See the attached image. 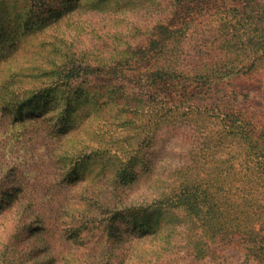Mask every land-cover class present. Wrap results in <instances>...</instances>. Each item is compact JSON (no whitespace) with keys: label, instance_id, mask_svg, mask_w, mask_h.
Listing matches in <instances>:
<instances>
[{"label":"rangeland","instance_id":"rangeland-1","mask_svg":"<svg viewBox=\"0 0 264 264\" xmlns=\"http://www.w3.org/2000/svg\"><path fill=\"white\" fill-rule=\"evenodd\" d=\"M53 1L54 6L50 9L39 0H0V197L7 193L12 196L14 204L6 208L9 211L0 209V249L5 243L13 249L12 253H0V264L39 262L43 255L38 239L45 232L37 231L32 219L37 213H43L46 221H50L55 216L52 211L63 209L61 207L66 200L67 212L61 210L59 220L62 229L71 230L73 234V240L65 250L69 255L87 253L99 241L109 247L104 249V264H119L122 247L126 245L132 251L123 264H137L134 262L138 260L137 249L143 250L139 257L142 260L150 251L149 255L158 256L161 264H264L260 261L264 257L261 244L260 248L252 251L248 250L246 241L235 244L214 241L212 251L202 257L184 254L187 233L182 229L181 233L170 231L173 215L163 209L147 212L146 219L150 222L142 225L144 229L158 227L156 237L159 245L150 250L151 238L144 237V240L138 241L135 237L140 228L137 223L142 218L123 213V208L129 201L141 203L147 196L155 194L153 184L158 183V179L162 181L161 191L162 186L166 188L175 178L180 182L184 176L181 172H166L160 167L151 174L140 176L138 184L122 187V204L111 205L107 199L110 190L106 189L111 172L103 169L108 156L102 154L94 159L82 156L89 151L87 137L99 134L102 121L109 119L99 111L91 95L86 97L77 90V86L69 87V82L80 81L81 78L77 80L75 77L84 76V73L91 74L85 68L86 64L118 63L122 56L119 48L129 46L141 50L134 57L133 65L125 66L132 75L136 57L141 54L144 57L146 47H159L152 43L157 38V25L160 24L155 9L167 0H82L90 5L87 11L65 16L61 13L68 10L73 0ZM210 38L211 29L204 23H200L197 30L187 33L186 40L183 39L181 44L182 55L176 61L180 69L202 68L211 61V56L207 55L210 48H214L209 47ZM146 53L150 64L154 59L158 63L164 60L158 59L159 54L154 52ZM167 60L170 62V58ZM71 62L75 63L74 71L70 70L73 65L67 64ZM232 86L233 94L229 93V96L235 99V106L254 124L249 131L255 137H262L258 141L264 146V78L241 79ZM164 88H154L148 94L149 99L143 98V113L135 116V120L151 116L149 107H153L152 100H165L170 96L163 91ZM132 90L141 97L144 94L143 88L134 87ZM38 114L47 116L44 123H50V133L44 129L39 131L32 125ZM57 115L63 118L56 122ZM191 127L196 128L193 136L188 129L179 128L182 142L171 138L168 144L185 143L189 147V139L195 141V166L192 165L186 174L198 185L200 193H217L216 174L219 165H222L220 160L230 166L222 168L224 173L229 171L227 181L234 182L240 189L246 187L247 179H256L253 163L246 167L243 144H239V140L232 135L224 136L217 132L222 129L221 121L215 117L207 120V116H203ZM59 128L67 130L59 135L55 132ZM209 131L216 133L211 136ZM207 136L214 145L210 153L206 148L200 150ZM219 136H223L228 145L224 150L225 146L218 145ZM51 179L54 185L52 192L49 191ZM48 193L54 195L51 197ZM109 210H113L115 219L112 229H109L110 222H103ZM22 212L26 219L24 227L14 230L7 242L4 231L10 232L15 224L12 219L21 216ZM83 216L88 217V228L73 230L82 224ZM177 240L182 247L176 246L167 251V246L166 251L163 250L167 241ZM29 252L34 253L30 260L25 256ZM59 263L63 264V259ZM47 264H52L50 259Z\"/></svg>","mask_w":264,"mask_h":264},{"label":"trees","instance_id":"trees-1","mask_svg":"<svg viewBox=\"0 0 264 264\" xmlns=\"http://www.w3.org/2000/svg\"><path fill=\"white\" fill-rule=\"evenodd\" d=\"M39 2L45 3L50 9L54 6L53 0ZM88 6L90 7L86 1L73 0L68 10L61 14L65 16L73 12L87 11ZM155 11V15L159 16L157 19L160 18V24L157 25V38L152 40V43L159 47H146L143 51L159 54L158 59L164 58L162 62L158 63L154 59L150 64V59L144 52V57L142 54L136 57L137 62H141H135L134 72L130 75L125 66H132L134 57L141 50H134L130 46L121 47L119 52L122 56L118 63L86 64L85 68L91 74L84 73V76L75 77L81 80L74 83L68 81L70 76L67 78L69 87L77 86V90L86 97L91 95L99 111L109 119L102 121L99 134L87 137L88 143L85 139L89 151L84 152L82 156L92 159L102 154L108 156L103 169L111 172L110 185H106V189L110 190L107 199L111 205L122 204V187L138 184L140 176L151 174L160 167L166 172H181L184 176L180 182L175 178L166 188L162 186L161 191L159 188L162 181L158 179L159 182L153 184L155 194L147 196L141 203L129 201L123 208V213L133 218H142L137 223L140 228L135 237L138 241L144 240V237L151 238L150 250H155L159 245L156 237L158 227L144 229L142 225L150 222L146 219V214L152 209H163L173 215L170 231H186V255L195 258L205 256L206 252L212 251L214 241L234 244L237 241H246L248 250L260 248V244L263 249L264 146L258 141V138L262 137H255L254 133L249 131L254 124L235 106V99L229 96V93L233 94L232 85L241 79L264 78V0H167L164 5L158 4ZM200 23L211 29V38L208 41L209 47L214 48H210L207 55L211 56V61H216L213 64L208 62L202 68L180 69L176 61H179L182 55V40H186L188 32L197 30ZM167 58H170V62ZM73 62L67 63L73 65L71 71L76 69ZM71 75L75 74L72 72ZM177 86L180 88L176 89ZM134 87L144 89L142 97L133 92ZM154 88H164L163 91L170 96L164 95L167 97L165 100H152L153 107H149L151 116L135 120V116L143 113V98L149 99L148 94ZM229 112L232 114H228ZM203 116H207V120L215 117L221 121L222 129L217 132L223 133L224 136L232 135V138L239 140V144H243L246 167L250 162L253 163L254 173L257 174L256 179L246 180V187L240 189L234 182L227 181L229 171L224 173L222 168L230 166L223 164L227 162L221 160L222 165H219L220 169L216 174L218 185L215 194L200 193L195 181L187 176L186 171L192 165L195 166L196 162L197 147L193 146L195 141L189 139V147L185 143L171 146L168 142L171 138L182 142L179 128L188 129L193 136L196 128L191 125H196L197 120ZM46 118L47 116L38 114L32 125L39 131L44 129L46 133H50V123H44ZM62 118L57 115L56 122ZM58 130L55 132L63 135L67 129ZM215 133L209 131L208 134L213 136ZM204 138L206 141L202 142L200 150L206 148L210 153L214 145L208 136ZM223 140L224 137L219 136L218 145L225 146L222 148L224 150L228 145ZM160 163L163 164L160 166ZM51 183L52 179V186L49 182L47 185L52 192L54 185ZM53 195L48 193V196ZM11 197L7 193L1 194L0 209L14 205ZM65 202L61 207L64 213L67 212L68 206L67 200ZM92 203L90 205H93ZM61 210L52 211L55 216L50 221H46L43 213H37L32 219L35 229L45 232L38 239L41 242L40 253L43 258L35 264H47L49 259L52 264H60V259H63V264H104V249L109 247L99 241L87 253L77 256L65 253L66 245L73 240V234L71 230L62 229L59 220ZM20 215L12 219L15 224L11 226L10 232L4 231L7 242L13 236L14 230L24 227L25 214L22 212ZM110 215H113V210L108 211L103 222H110L109 229H112L115 227V219L114 215L109 217ZM82 219V224L73 230L88 228V217L83 216ZM14 227L16 228L13 229ZM178 242L167 241L163 250L166 251L167 246V251H172L176 246L182 247ZM2 248L0 253L13 252L8 243ZM122 249L119 264H123L132 251L127 245ZM32 250L36 252L35 248ZM142 251L137 249L138 260L134 262L161 264L158 256L149 255L150 251L146 253L144 260L139 258ZM33 254L29 252L25 256L30 260ZM260 261L264 263V257L260 258Z\"/></svg>","mask_w":264,"mask_h":264}]
</instances>
